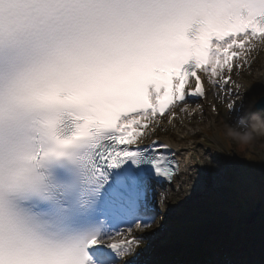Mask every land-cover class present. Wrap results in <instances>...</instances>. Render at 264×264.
I'll return each instance as SVG.
<instances>
[{
    "label": "snow or ice",
    "instance_id": "6c2138e0",
    "mask_svg": "<svg viewBox=\"0 0 264 264\" xmlns=\"http://www.w3.org/2000/svg\"><path fill=\"white\" fill-rule=\"evenodd\" d=\"M260 45L264 0H0V264H135L207 167L143 141L190 98L239 95Z\"/></svg>",
    "mask_w": 264,
    "mask_h": 264
},
{
    "label": "rangeland",
    "instance_id": "374dc122",
    "mask_svg": "<svg viewBox=\"0 0 264 264\" xmlns=\"http://www.w3.org/2000/svg\"><path fill=\"white\" fill-rule=\"evenodd\" d=\"M250 55L253 60L247 67L233 71L232 80L236 84L232 87L235 89L238 85L239 95L225 98L220 89L208 91L204 101L188 103L189 110L209 109V115L204 114L200 123L185 121L177 113L171 124L157 129L158 135L170 137L173 141L194 142L215 167L216 176L202 181L203 188L197 184V193L168 195L167 203L172 207L167 209L163 224L160 219L165 212L164 204L157 212L153 227L160 225L159 231L149 238V247L140 253L135 264H142L144 259L155 264H231L232 259H226L224 255L219 259L209 253L218 241L216 234L231 231L235 234L237 229L233 226L241 223L239 219L247 216L256 200H260L264 209V198L258 191L247 190L241 179L243 176L264 175V128L253 127L264 125V111L254 109L252 105L264 94V52L258 49ZM249 98L251 104H248ZM232 100L237 101V110L229 113L227 104ZM213 105L216 111H213ZM249 109L254 110L251 115ZM245 132L251 133L252 138L248 141L241 139V144L246 145L245 151L239 155L237 133L243 136ZM206 186L212 192L204 191ZM238 260L243 264H262L251 256Z\"/></svg>",
    "mask_w": 264,
    "mask_h": 264
},
{
    "label": "bare ground",
    "instance_id": "6f19581e",
    "mask_svg": "<svg viewBox=\"0 0 264 264\" xmlns=\"http://www.w3.org/2000/svg\"><path fill=\"white\" fill-rule=\"evenodd\" d=\"M258 49H261L264 52V45H260L253 52L258 51ZM248 60L252 61L253 60L252 56H249ZM205 83H206L207 86L209 85L206 79H205ZM209 88H210V86H209ZM251 102H252V100L249 98L248 99V104H251ZM181 107H184V105H181ZM175 111H176V114L180 113L181 117H183L185 121H188V122H191V123H193V122L200 123L202 121L201 118H203V115L204 114L209 115V113H210L209 109L207 107H203L201 109H199V108L198 109L193 108L191 110L188 109V112H181L180 108H176ZM165 122H166L165 124H169L167 119H166ZM154 135H156V134H154ZM165 141L170 142L173 149L180 150V151H177L176 155H177V157L179 158V160L181 162L180 168H181V171L183 172L184 164H185V157L188 156L191 153L192 145H194L193 144L194 142H185V141L176 142V141H172L170 139V137L169 138L165 137ZM183 149H188V151L185 152V151H183ZM195 155L198 157L199 162L201 164H207V167H204V168L200 169L199 178H198V180L196 182V187H195L194 190H191L192 180L187 175H182L178 181L173 183L171 188H172L173 192H175L177 189H179V193H180L179 195H189V194H192V193L199 192L198 185L200 184L202 186V188H203V185L201 184L202 181H204L206 178H207V180L208 179L209 180L210 179H214V177L216 176L215 167L212 165V163L210 162L209 158L206 156L205 152H203L201 149L195 147ZM189 171L191 172L192 176L196 175V172L194 170H189ZM181 180L184 181V183L181 184L180 183ZM165 187H167V185H165ZM204 191L212 192V189L210 187L206 186L204 188ZM157 198L159 199V195H158ZM158 205H163V204H158ZM143 264H152V263H151L150 260L144 259Z\"/></svg>",
    "mask_w": 264,
    "mask_h": 264
},
{
    "label": "trees",
    "instance_id": "16d2710c",
    "mask_svg": "<svg viewBox=\"0 0 264 264\" xmlns=\"http://www.w3.org/2000/svg\"><path fill=\"white\" fill-rule=\"evenodd\" d=\"M237 152L241 155L245 151V145L241 144L242 140H238ZM233 231L230 233H217L219 240L211 248L213 253H228L230 256L237 258L239 256H253L264 264V209L261 210L256 220L249 225H244L242 222L233 226ZM228 244V247L225 245ZM257 253V254H256Z\"/></svg>",
    "mask_w": 264,
    "mask_h": 264
},
{
    "label": "water",
    "instance_id": "95a60500",
    "mask_svg": "<svg viewBox=\"0 0 264 264\" xmlns=\"http://www.w3.org/2000/svg\"><path fill=\"white\" fill-rule=\"evenodd\" d=\"M254 106L256 108H261V109H264V95L260 96L254 103ZM260 206H261V202L258 200L253 209H251L249 211V214L248 216H245L244 217V222L245 223H250L252 222L253 220H255L256 216L258 215L259 211H260Z\"/></svg>",
    "mask_w": 264,
    "mask_h": 264
}]
</instances>
